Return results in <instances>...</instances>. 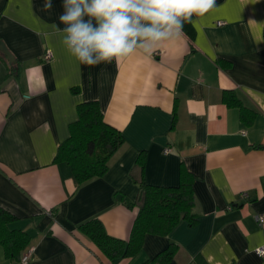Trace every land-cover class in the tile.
Here are the masks:
<instances>
[{
	"label": "crops",
	"instance_id": "crops-1",
	"mask_svg": "<svg viewBox=\"0 0 264 264\" xmlns=\"http://www.w3.org/2000/svg\"><path fill=\"white\" fill-rule=\"evenodd\" d=\"M44 2L0 0V40L16 59L11 71L0 56V205L17 217L11 227L29 234V264H109L77 227L97 218L128 239L139 207L124 200H137L142 150L149 184L177 185L181 166L194 174L196 221L146 234L135 255L114 264H154L170 243L177 249L167 264H264L254 251L264 244V0H216L193 17L190 37L150 58L94 66L69 54L53 27L63 28L62 0L49 12ZM225 90L255 112L250 123L225 104ZM91 100L124 142L104 175L78 185L53 158L77 104ZM1 252L0 264H18Z\"/></svg>",
	"mask_w": 264,
	"mask_h": 264
},
{
	"label": "trees",
	"instance_id": "trees-1",
	"mask_svg": "<svg viewBox=\"0 0 264 264\" xmlns=\"http://www.w3.org/2000/svg\"><path fill=\"white\" fill-rule=\"evenodd\" d=\"M191 29L190 23L184 25V32L189 37L192 35ZM0 56L12 71V64L1 52ZM220 64L226 66L228 63L221 61ZM222 100L228 106L238 107L243 121L246 123L252 121L255 112L245 107L235 92L223 91ZM76 109L77 118L69 124V134L58 145L53 162L66 163L76 183L80 185L106 173L110 157L124 142V138L119 130L104 121L98 101L80 102ZM144 164L145 153L142 150L136 157L132 173L133 181L138 187L137 200L136 202L124 200L128 206L136 204L139 207L127 240L109 235L103 223L97 218L88 219L77 227L78 231L107 257L109 264L135 255L143 244L144 236L148 233L167 235L181 220H187L190 224L196 221L194 174L181 166L177 185H153L145 181ZM16 219L13 213L0 205V245L5 258L10 260H19L30 239L26 231L10 226ZM176 249L177 245L170 243L151 262L167 264Z\"/></svg>",
	"mask_w": 264,
	"mask_h": 264
},
{
	"label": "clouds",
	"instance_id": "clouds-1",
	"mask_svg": "<svg viewBox=\"0 0 264 264\" xmlns=\"http://www.w3.org/2000/svg\"><path fill=\"white\" fill-rule=\"evenodd\" d=\"M216 0H62L58 19L67 52L94 66L133 55L150 58L165 44L184 38V25L203 17ZM52 0L42 11L49 12Z\"/></svg>",
	"mask_w": 264,
	"mask_h": 264
},
{
	"label": "built area",
	"instance_id": "built-area-1",
	"mask_svg": "<svg viewBox=\"0 0 264 264\" xmlns=\"http://www.w3.org/2000/svg\"><path fill=\"white\" fill-rule=\"evenodd\" d=\"M221 24H223L222 21L217 22V25H221ZM51 57H52V53L49 50L45 51V53L43 54V59L45 60H49L51 59ZM257 220H259L260 222L264 221V216L261 215L258 216ZM254 251L257 255L264 257V244L257 246L254 249ZM30 258H31V251H26L23 254H21L18 264H29Z\"/></svg>",
	"mask_w": 264,
	"mask_h": 264
},
{
	"label": "water",
	"instance_id": "water-1",
	"mask_svg": "<svg viewBox=\"0 0 264 264\" xmlns=\"http://www.w3.org/2000/svg\"><path fill=\"white\" fill-rule=\"evenodd\" d=\"M0 52L5 56L6 60L9 63L14 64L16 62L15 57L9 51V49L7 48V46L5 45V43L2 40H0Z\"/></svg>",
	"mask_w": 264,
	"mask_h": 264
},
{
	"label": "rangeland",
	"instance_id": "rangeland-1",
	"mask_svg": "<svg viewBox=\"0 0 264 264\" xmlns=\"http://www.w3.org/2000/svg\"><path fill=\"white\" fill-rule=\"evenodd\" d=\"M0 247H1V245H0ZM1 251H2L1 253H2V254H3V256H4V253H3V249H2V247H1ZM4 257H5V256H4Z\"/></svg>",
	"mask_w": 264,
	"mask_h": 264
}]
</instances>
